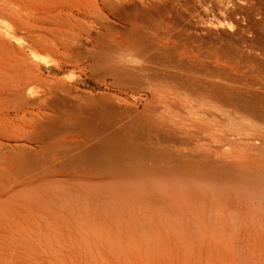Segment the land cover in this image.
<instances>
[{
  "label": "rangeland",
  "instance_id": "374dc122",
  "mask_svg": "<svg viewBox=\"0 0 264 264\" xmlns=\"http://www.w3.org/2000/svg\"><path fill=\"white\" fill-rule=\"evenodd\" d=\"M71 1L0 0V58L11 63L15 57L20 63H36L27 91L35 98H44L20 109L13 97L0 95V264H264V159L263 164L260 161L264 141L254 137L251 142L249 132L257 126L248 125L251 122L241 117L238 120L240 114L230 120L223 117L225 110H231L223 103L233 94L256 90V83L263 77L260 37L264 38V0H105L122 4L125 7L118 4L121 7L116 10L136 18L135 28L143 32L140 42L142 47L146 42L143 48H149L145 56L150 58L131 65L150 68L142 75L149 80L137 82H144L146 88L152 87L150 90L136 82L138 88L127 82L123 86L116 81L119 77L105 75L116 58L102 57L114 53L124 39L122 30L129 25L113 17L103 0ZM46 11L49 16L66 14L64 24H71L51 22ZM100 17L115 26L110 30L101 27ZM86 26L91 34L84 41L85 47L81 52L69 49L76 34L85 37ZM104 69H108L105 74ZM19 70L8 68L9 72L1 75V83H10ZM106 97L113 101L120 98L121 102L115 104L126 103L140 113L146 112V116L155 111L153 114L159 116L158 120L154 118L157 127L165 129L169 124L171 131L166 127L168 130L162 133L167 140L173 135L168 145L172 147L166 148L175 149L174 155L166 153L161 145L158 148L166 154L161 150L155 156L153 149V157L149 155L152 158L144 155V160L139 156L130 160L123 153L128 160L121 156L120 163H125L112 170L84 166L55 172L51 167L58 148L53 146L55 141L74 139L61 119L66 120L69 110L72 113L84 108L77 105L81 99L85 104L89 99ZM148 103L155 107L144 110ZM72 104L78 106L77 111L70 108ZM214 105L219 111L215 115L211 112ZM188 109L192 111L186 112ZM183 112L190 113L189 117L185 119ZM190 118L198 121L196 130ZM36 120V124H43L42 129L50 125L46 131L58 127L54 123L64 130L58 127L48 134L40 132ZM43 121L48 123L44 126ZM182 125L192 127L193 132L183 134ZM232 126L234 130L237 126L241 131L245 126L247 129H239L243 135L232 136ZM193 133L199 136L194 138ZM28 136H34V140ZM37 140L45 141L43 147H47L42 148ZM249 143L255 147L252 149ZM251 152L258 155L252 157Z\"/></svg>",
  "mask_w": 264,
  "mask_h": 264
},
{
  "label": "bare ground",
  "instance_id": "6f19581e",
  "mask_svg": "<svg viewBox=\"0 0 264 264\" xmlns=\"http://www.w3.org/2000/svg\"><path fill=\"white\" fill-rule=\"evenodd\" d=\"M13 1V0H12ZM24 1V0H23ZM107 1V0H106ZM122 1V0H121ZM129 1V0H128ZM135 1V0H134ZM156 1V0H155ZM16 2V1H15ZM39 1H37V3H38ZM45 2H46V0H45ZM71 2H74V0L73 1H71ZM115 2V1H114ZM143 2V1H142ZM142 2H141V4H142ZM173 2H175V0L173 1ZM221 2V1H220ZM219 2V3H220ZM246 2V1H245ZM13 3V2H12ZM17 3V2H16ZM47 3V2H46ZM65 3V2H64ZM103 3L108 7V11H110V13L113 15V17H115V18H117V19H119V20H121V21H123L125 24H128L129 25V27H127V28H125V30L123 31L122 30V33L123 34H125L124 35V39L120 42V44H118V47L117 48H115L116 50L114 51V53L111 55V56H105V53H104V57H102V58H116L115 60H114V64L112 65V67L110 68V70L108 71V73H107V70L106 69H104V70H106V72L104 71V74L105 73H107V74H105L106 76H108V75H113L114 76V78L117 76V77H119L120 78V80H118V78H117V83H119L120 81H121V83L122 84H120V85H125V83L127 82V83H129V84H131L130 85V87L131 86H133L132 88L134 89V85L135 86H137V88H138V85H139V83H137L138 81H141V80H144L145 78H143V73L145 72V70L147 69V71H150V68L148 69V68H146L145 66L144 67H141V68H133L132 67V63L133 62H142V63H144V58H147V60H148V58H150V57H147V56H145L146 55V52H147V50L149 49V48H143L144 46H145V43H144V46L142 47V40H141V42H140V38L142 37L141 35H139V34H142L143 32H139L138 33V31L136 30V28H135V24L137 25V22H135L136 21V18L134 19V18H132V17H127V16H123L119 11H117V10H120V7L122 6V4H120V3H118V4H120L121 6H119L116 2V5L111 1V2H105V0H103ZM102 3V4H103ZM129 3V2H128ZM138 3V2H137ZM184 3V2H183ZM218 3V4H219ZM226 3V2H225ZM247 3V2H246ZM250 3V2H249ZM7 4V3H6ZM24 4V3H23ZM67 4V3H66ZM134 4V3H133ZM182 3H180V5H181ZM230 4H231V1H230ZM41 4H40V2H39V6H40ZM67 5H70V4H67ZM118 5V6H117ZM123 5H126L124 2H123ZM135 5V4H134ZM10 6V5H9ZM38 6V7H39ZM51 6V5H50ZM56 6H57V4H56ZM63 6V5H62ZM115 6H117V7H115ZM132 6V5H131ZM138 6H139V4H138ZM142 6V5H141ZM153 6H155V5H153ZM223 6V5H222ZM233 6V5H232ZM2 6H0V8H1ZM45 7V6H44ZM43 7V8H44ZM58 7H59V5H58ZM58 7H56V8H58ZM64 7H65V5H64ZM123 7H125V6H122V8ZM135 7V6H134ZM256 7V6H255ZM7 8V7H6ZM94 8V7H93ZM96 8V7H95ZM117 8H119V9H117ZM224 8V7H223ZM231 8V7H230ZM234 8V7H233ZM254 8V7H253ZM9 9V8H8ZM117 9V10H116ZM125 9V8H124ZM148 9V8H147ZM57 10H59V8L57 9ZM68 10V9H67ZM233 10V9H232ZM238 10V9H237ZM258 10H260V9H258ZM48 11H49V9H48ZM48 11H46L45 13L47 14V16H46V18H48L51 22H54V23H61L62 22V24H64V22H66V17L67 16H64V15H66V14H62L61 12L60 13H58V14H54V15H51V16H49L48 15ZM61 11V10H60ZM142 11V10H141ZM228 11H230V10H228ZM236 11V10H235ZM70 12V11H69ZM97 12V11H96ZM146 12V11H145ZM144 12V13H145ZM255 12V11H254ZM261 12V11H260ZM68 13V12H67ZM143 13V14H144ZM242 13V12H241ZM255 13H257V12H255ZM109 14V13H108ZM102 15V14H101ZM101 15H99V16H101ZM133 15V14H132ZM93 16V15H92ZM98 16V17H99ZM140 16V15H139ZM231 16V15H230ZM72 17V16H71ZM140 17H142V16H140ZM68 18V17H67ZM96 18H97V16H96ZM101 19H99V21H98V24L101 26V27H106V28H109V30H110V28L112 27V26H115V25H110V24H112V22L110 23V21H108L107 20V18L106 17H100ZM239 18V17H238ZM70 19V18H69ZM138 19V18H137ZM143 19V18H142ZM246 19V18H245ZM48 20V21H49ZM72 20V19H71ZM259 20V19H258ZM70 22V21H69ZM69 22H67V23H65V24H71V23H69ZM72 22V21H71ZM148 22V21H147ZM50 23V22H49ZM144 23V22H143ZM259 23V22H258ZM264 23V22H263ZM64 24V25H65ZM138 24H139V21H138ZM235 24H237V23H235ZM251 24V23H250ZM61 25V24H60ZM74 25V24H73ZM145 25V24H144ZM240 25V24H239ZM242 25V24H241ZM117 26V25H116ZM247 26H248V24H247ZM138 27V26H137ZM37 29L39 28V27H36ZM43 28V27H42ZM45 28V27H44ZM43 28V29H44ZM77 28V27H76ZM86 28V32H85V37L83 38L82 36V33H78V34H76V36H74L73 34V39H71L72 41H71V46L69 47V49L70 48H73V49H75V50H78V51H80L81 52V49L83 48V47H85L84 46V41L85 40H88L89 39V37H90V34H91V28L90 27H88L87 28V26L85 27ZM114 28V27H113ZM117 28V27H116ZM242 28H243V26H242ZM42 29V30H43ZM49 30H50V28H49ZM52 30V29H51ZM81 30V29H80ZM84 30V29H83ZM117 30V29H116ZM147 30H148V28H147ZM53 31V30H52ZM64 31V30H63ZM241 31H243V30H241ZM246 31V30H245ZM244 31V32H245ZM109 32V31H108ZM145 32V31H144ZM210 32V31H209ZM246 32H248V31H246ZM257 32V31H256ZM260 32V31H259ZM263 32V31H262ZM67 32H65V34H66ZM250 33V32H249ZM234 34V33H233ZM95 35V34H94ZM245 35V34H244ZM70 36H71V34H70ZM69 36V37H70ZM96 36V35H95ZM111 36V35H110ZM139 36H141V37H139ZM145 36V35H144ZM209 36V35H208ZM215 36V35H214ZM238 36H239V34H238ZM98 38H99V36H97ZM112 37V36H111ZM263 37V36H262ZM262 37H260V39H262V43H261V40H260V43L261 44H263V50H264V38H262ZM72 38V37H71ZM96 38V37H95ZM143 38V37H142ZM227 38H229V35H228V37ZM209 39V38H208ZM245 39V38H244ZM253 39V38H252ZM257 39H258V37H257ZM99 40V39H98ZM221 40V39H220ZM240 40V39H239ZM246 40V39H245ZM226 41V40H225ZM234 41V40H233ZM243 41V40H242ZM248 41V40H247ZM246 41V42H247ZM39 42V41H38ZM68 42V41H67ZM88 42V41H87ZM150 42V41H149ZM246 42H243V43H245L246 44ZM251 42V41H250ZM255 42V41H254ZM211 43V42H210ZM242 43V42H241ZM67 44H70V41H69V43H67ZM105 44V43H104ZM148 44V43H147ZM221 44V43H220ZM251 44V46H252V43H250ZM7 45L9 46V44H8V42H7ZM12 45V44H11ZM47 45V44H46ZM113 45V44H112ZM209 45V44H208ZM239 45V44H238ZM247 45H249V44H247ZM255 45V44H254ZM69 46V45H68ZM114 46H115V44H114ZM210 46V45H209ZM212 46V45H211ZM243 46V45H242ZM107 47H108V45H107ZM146 47V46H145ZM219 47V46H218ZM217 47V48H218ZM225 47V46H224ZM238 47V46H237ZM236 47V48H237ZM92 48V47H91ZM91 48H89V49H91ZM102 48V47H101ZM105 48V47H104ZM103 48V49H104ZM214 48V47H213ZM227 48H228V46H227ZM246 47H244V49H245ZM16 49H17V47H16ZM109 49V48H108ZM114 49V48H113ZM214 49H216V48H214ZM220 49V48H219ZM226 49V48H225ZM225 49H223L222 48V51L223 50H225ZM232 49H234V48H232ZM248 49V48H247ZM257 49V48H256ZM88 50V49H87ZM87 50H86V52H87ZM105 50V49H104ZM227 50V49H226ZM238 50H243V49H238ZM149 51V50H148ZM217 52H218V50H216ZM221 51V52H222ZM229 51V50H228ZM227 51V52H228ZM234 51V50H233ZM254 51V50H253ZM93 52V51H92ZM96 52V51H95ZM220 52V51H219ZM257 52V51H256ZM255 52V53H256ZM229 53V55H230V52H228ZM227 53V54H228ZM232 53V52H231ZM240 53V52H239ZM94 54V53H93ZM111 54V53H110ZM224 54V53H223ZM245 54V53H244ZM251 53L249 52V55H250ZM261 54H262V52H261ZM11 55V54H10ZM9 55V56H10ZM24 55V54H23ZM26 55V54H25ZM82 55V54H81ZM211 55V54H210ZM239 55V57L242 55V54H238ZM248 55V54H247ZM13 56H14V54H13ZM102 56V55H101ZM243 56V58L245 57L246 58V56H244V55H242ZM261 56V55H260ZM259 56V57H260ZM263 56H264V51H263ZM26 57H27V55H26ZM211 57H213V56H211ZM224 57V56H223ZM230 57V56H229ZM228 57V58H229ZM232 57V56H231ZM249 58H253L252 56H248ZM247 57V58H248ZM255 57V56H254ZM9 58V57H8ZM21 59H22V57H20ZM90 58H92V57H89V59ZM97 58H99V57H97ZM140 58H142L143 60H140ZM221 58V57H220ZM242 58V57H241ZM264 58V57H263ZM24 59H26V58H24ZM24 59H22V61L24 60ZM82 59V58H81ZM240 59V58H239ZM260 59V58H259ZM93 60V59H92ZM242 60V59H241ZM254 60H256V59H254ZM13 61H15L14 63H11V61H8V60H4L3 58H0V80H1V75L5 72V73H8L9 71H8V68H9V70L13 67V68H16V70H19V71H21L20 73H18V72H16V76H15V78L13 79V80H11L10 81V83H9V81H7L8 83L7 84H2L1 83V81H0V95H6V96H11V97H13V99L15 100V101H17V103H18V105H19V107L18 108H25V107H27V106H29V105H31L32 103H35L37 100H41L42 99V97H37V98H35V97H33V96H31L29 93H28V87H27V81H28V78H29V75L33 72V68L34 67H37L38 65L36 64V63H34V62H30V63H28V62H26L25 60H24V62H22V63H20L19 62V60L17 59V57H15L14 59H13ZM108 61H109V59H108ZM243 61H245V60H243ZM251 61V60H250ZM152 62V61H151ZM150 61H149V63H151ZM24 63V64H23ZM154 63V62H153ZM146 64V63H145ZM263 64V63H262ZM264 65V64H263ZM150 66V65H149ZM92 67H93V65H92ZM95 68V67H94ZM152 68H153V66H152ZM264 69V68H263ZM262 69V71H264ZM13 70V69H12ZM98 71V70H97ZM151 71H153V69L151 70ZM156 71V70H155ZM101 72H103V71H101ZM154 72V71H153ZM4 73V74H5ZM150 72H147L146 73V75L147 74H149ZM224 73V72H223ZM264 73V72H263ZM98 74V73H97ZM152 74V73H151ZM150 74V75H151ZM225 74V73H224ZM149 76V75H148ZM227 76V75H226ZM256 76V75H255ZM147 77V76H146ZM229 77V76H228ZM260 77V76H259ZM5 78V77H4ZM9 78L10 77H8V80H9ZM99 78V77H98ZM102 78V77H101ZM143 78V79H142ZM149 78H151V77H149ZM154 78V77H153ZM153 78H151V79H153ZM255 78V77H254ZM103 79V78H102ZM158 79V78H157ZM146 80V79H145ZM149 80V79H148ZM148 80H146V81H148ZM116 81H115V83H113V84H115L116 85ZM119 81V82H118ZM123 81V82H122ZM125 81V82H124ZM135 82H136V84H138V85H136L135 84ZM150 82V81H149ZM152 82H154V81H152ZM124 83V84H123ZM133 83H134V85H133ZM144 83V82H143ZM143 83L141 82V84L143 85ZM151 83V82H150ZM250 83V82H249ZM141 84L139 85V87L141 86ZM146 84V83H145ZM148 84V83H147ZM257 85H258V88L256 89V90H254V91H252V89L249 91V93L248 92H246V91H243V93L242 94H240V92L239 91H237V92H239V94L238 93H236L235 95L233 94V96L231 97L230 96V98L229 97H227V98H229L228 100H227V102L226 103H223V104H225V105H227L228 107H231V110L229 111V112H227L226 110H225V115L223 116L225 119H228L229 117H231L232 116V118H233V116L234 115H237V114H240V116L239 115H237L238 116V120H239V118L241 117V119L243 120V119H246L250 124H248V125H250V126H252L251 124H253L254 126H257L256 127V130H254V131H252V132H249L250 133V135H249V137L251 136L253 139L251 140V142H254L253 140H254V137L255 138H257V139H259L260 141L262 140V142L264 141V74H263V77H261V79H260V81H258V83H256ZM29 85V84H28ZM119 85V86H120ZM153 85V84H152ZM248 85V84H247ZM118 86V85H117ZM123 86H120V87H123ZM145 85H143V87H144ZM151 86V85H150ZM155 86V85H154ZM167 86V85H166ZM252 86V85H251ZM254 86V85H253ZM125 87H128V86H125ZM67 88H68V86H67ZM129 88V87H128ZM136 88V89H137ZM145 88H146V86H145ZM152 88V87H151ZM150 88V89H151ZM163 88V87H162ZM53 89V88H52ZM130 89V88H129ZM144 89V88H143ZM147 90L149 89V87H147L146 88ZM149 89V90H150ZM155 90H156V88H154ZM246 89H248V88H246ZM50 90H51V88H50ZM132 90V89H131ZM138 90H142V89H138ZM145 90V89H144ZM146 90V91H147ZM55 91V90H54ZM48 92H50V91H48ZM52 92V91H51ZM70 91H68V93H69ZM154 93H155V91H153ZM242 92V91H241ZM251 92V93H250ZM67 93V94H68ZM150 93V92H149ZM245 93H247V94H249V95H247V94H245ZM57 94V93H56ZM65 94V93H64ZM66 94V95H67ZM73 94H75V93H73ZM78 94V93H77ZM245 94V95H244ZM46 95V94H45ZM54 95V94H53ZM52 95V96H53ZM69 95V94H68ZM76 95V94H75ZM82 95V94H81ZM231 95V94H230ZM42 96H44V95H42ZM55 96V95H54ZM82 96H84V95H82ZM81 96V97H82ZM103 96V95H102ZM56 97H59L58 96V94H57V96ZM69 97V96H68ZM80 97V96H79ZM86 97V96H85ZM92 97V96H91ZM90 97V98H91ZM164 97V96H163ZM47 98V97H46ZM73 98H75V97H73ZM107 98V97H106ZM106 98H102V99H94V98H92L93 100H87V103H85V104H81V102H82V99H81V101L79 100V101H77V105L79 106V105H85L86 106V108H85V106H83L84 108H82V109H77L78 108V106L76 105V106H74L73 104V106L71 105L70 106V108L71 107H74V109H76V110H73V111H77V112H70V110H69V113H70V115L66 118V120H64L63 122H62V119H61V121H60V123H61V125L63 124V126H64V129L67 131V132H70L71 133V135H73L74 136V139L73 140H71V141H68L67 143L65 142V141H60V139H57V141H55V142H57V143H55L56 145H53L54 147L55 146H57L58 148H56L57 150L54 152V155H53V164H52V169L54 168V170H55V172H57L58 170L59 171H61V170H65L66 171V169H74V168H79V167H90V166H96V167H103L104 166V169H105V166H107V167H109V168H111V170L112 169H114V168H112V167H116V168H118V166L119 165H121V163H125V162H121L120 163V161H123L121 158L123 157V153H124V155L125 154H127V156L128 157H131V159L130 160H132V157H137V156H139V158L141 157L142 159L144 158L143 156L144 155H147L149 158H152L153 157V154L155 153V156L157 155V153H159L157 156H159L160 155V152H161V150L163 149L162 147H161V149L160 148H158V147H160L161 145L162 146H164L165 147V151H166V153H172V152H174V150L172 151V150H170V149H168V150H170V151H167V146L168 145H171L172 143V138H173V135H169V136H172V137H169V138H171V139H169L168 138V140H167V138L165 139V135L163 136V133L162 132H164V130H166L168 127H167V125H169L168 123H167V125L166 124H164V127H165V125H166V127H165V129H163L162 127H157V124H156V120H158L157 119V117H159L158 115H156L155 116V114H157V113H155V114H153L154 112H150L152 115H148V116H146L145 114H146V112L145 113H140V112H138L137 110H135V109H133V108H131V106L130 105H127L126 103H123V104H115V102H117V101H119V102H121L118 98H116V101L114 100L113 101V99H106ZM110 98V97H109ZM76 99L78 100V98L76 97ZM86 99H87V97H86ZM118 99V100H117ZM152 99V98H151ZM184 99V98H183ZM44 100V98L42 99V101ZM55 100V99H54ZM122 100V99H121ZM144 100V99H143ZM12 101V100H11ZM15 101H13V102H15ZM45 101H47L46 99H45ZM73 101V100H72ZM86 101V100H85ZM89 101V102H88ZM91 101H93V103L91 102ZM148 101V100H147ZM147 101H145V102H147ZM169 101V100H168ZM66 102V101H65ZM80 102V103H79ZM91 102V106L90 105H88L89 103ZM114 102V103H113ZM122 102H123V100H122ZM157 102V101H156ZM170 102V101H169ZM176 102V101H175ZM187 102H189V101H187ZM1 103V102H0ZM45 103V102H44ZM48 103V104H47ZM47 103H45V105L47 104V105H50L51 103H54L53 102V100H51V103L48 101ZM50 103V104H49ZM70 103V102H69ZM118 103V102H117ZM150 103V102H149ZM149 103L148 104H146V106H144V107H146V108H144V110H148L149 108H151V107H155V105H151V104H154L153 102L149 105ZM161 104V103H160ZM168 104V103H167ZM181 104V103H180ZM182 104H183V102H182ZM185 105H186V102L184 103ZM222 104V105H223ZM33 105V104H32ZM44 105V104H43ZM61 106V105H60ZM67 106H68V104H67ZM163 106V105H162ZM171 106V105H170ZM169 106V107H170ZM176 106H178V105H176ZM183 106V105H182ZM15 107H16V105H15ZM46 107H48V106H46ZM62 107V106H61ZM75 107H77V108H75ZM171 107H175V105H172ZM222 107V106H221ZM17 108V109H18ZM62 108H64V107H62ZM61 108V109H62ZM69 108V109H70ZM80 108V107H79ZM158 108V107H157ZM163 108V107H162ZM176 108V107H175ZM190 108V107H189ZM226 108V107H225ZM16 109V108H15ZM56 109V108H55ZM73 109V108H72ZM166 109V108H165ZM181 109H183V108H181ZM218 108L214 105V106H212L211 107V112L215 115V114H218V110H217ZM151 110V109H150ZM186 110V109H185ZM190 109H188L186 112H191L192 110H190ZM55 111H57V109L55 110ZM66 111H68V110H66ZM157 111H158V109H157ZM181 111H184V110H181ZM159 112V111H158ZM184 113V118L186 119V115H190V113ZM160 113V112H159ZM162 113V112H161ZM167 113V112H166ZM171 113V112H170ZM182 113V114H183ZM193 113H195V112H193ZM237 113V114H236ZM62 114H63V112H62ZM172 114V113H171ZM154 115V116H153ZM173 115H174V113H173ZM189 115H188V117H189ZM192 115V114H191ZM194 115V114H193ZM46 116V115H45ZM65 116V115H64ZM179 116V115H178ZM180 116H182V115H180ZM179 116V117H180ZM58 117V116H57ZM59 117H61V116H59ZM156 117V120L154 119ZM172 117V116H171ZM175 117V116H174ZM177 117V116H176ZM194 117V116H193ZM196 117V116H195ZM228 117V118H227ZM235 117V116H234ZM52 117H50L49 119H50V121L49 122H51V120L53 119H51ZM65 118V117H64ZM161 118V117H160ZM178 118V117H177ZM182 118V117H181ZM183 118V120L182 121H184L185 119ZM231 118V119H232ZM237 118V117H236ZM47 119V118H46ZM48 119V120H49ZM55 119H56V117H55ZM235 119V118H234ZM39 120V119H38ZM47 120V121H48ZM160 120V119H159ZM190 120L191 121H193L192 122V125H193V127L195 128L196 127V125L198 124V121L196 120H194V119H191L190 118ZM228 120H230V118L228 119ZM41 121V120H40ZM188 121V120H187ZM44 122V121H43ZM161 122H162V118H161ZM171 122V121H170ZM253 122V123H252ZM254 122H256V124L257 125H255L254 124ZM37 123V120H36V122H35V124ZM41 123V122H40ZM48 123V122H47ZM47 123H45L44 122V126H45V124H47ZM163 123V122H162ZM180 123H181V121H180ZM183 123V122H182ZM184 123H186V121H184ZM188 123V122H187ZM54 124H56L55 125V127L56 126H58L59 128H60V124H58V123H54ZM53 124V125H54ZM58 124V125H57ZM36 125H40V132L42 131V130H44V131H46V129L47 128H51L50 127V125H48L49 127H45L46 129H42V123L41 124H36ZM35 125V126H36ZM248 125H247V127H248ZM34 126V127H35ZM52 126V125H51ZM249 126V128H251ZM58 127H56V128H54L53 126H52V128L53 129H51V130H47L48 131V133H49V131H52V130H55V129H58ZM197 127H198V125H197ZM197 127L195 128V130L197 129ZM233 127V129H229V131H230V134L233 136V135H240L241 133H240V131H241V129H240V131H239V129H238V126H237V130H234V126H232ZM247 127L245 126V129L244 128H242L243 130H246L247 129ZM253 127V126H252ZM2 128V127H1ZM36 128V127H35ZM34 128V129H35ZM38 128V127H37ZM179 128H181L180 126H179ZM190 128H192V127H188V129H187V127H185V125L183 126L182 125V130L180 129V131H182V133L183 134H185V132H187L188 131V133H190L189 131H192V129H190ZM236 128V127H235ZM32 129H33V127H32ZM31 129V130H32ZM60 129H62V130H64L63 128H60ZM169 129V128H168ZM167 129V130H168ZM252 129V128H251ZM254 129H255V127H254ZM170 130V129H169ZM243 130L241 131V132H243ZM249 130V129H248ZM6 131V130H5ZM35 131H36V129H35ZM47 131L45 132L46 134H48L47 133ZM56 131V130H55ZM55 131H53L54 133H55ZM59 131V130H58ZM171 131V130H170ZM173 131V130H172ZM228 131V132H229ZM250 131V130H249ZM53 132H50V134H52L53 135ZM193 132V131H192ZM248 132V131H247ZM4 133V132H3ZM31 132L29 131V134H30ZM172 133V132H171ZM171 133H168L167 131L165 132V134H171ZM245 133H246V131H245ZM35 134H36V132H35ZM39 134V133H38ZM37 134V135H38ZM43 134H44V132H43ZM56 134V133H55ZM58 134V133H57ZM33 135V134H32ZM36 135V136H37ZM45 135V134H44ZM43 135V136H44ZM51 135V136H52ZM197 135L198 134H196V133H193V136H194V138H197ZM241 135H243V133L241 134ZM40 136V135H39ZM42 136V137H43ZM56 136V135H55ZM163 136V137H162ZM168 136V135H167ZM187 136H189V135H187ZM196 136V137H195ZM199 136V135H198ZM31 138V136H28L27 138ZM47 137V136H46ZM45 137V138H46ZM54 137V136H53ZM52 137V138H53ZM56 137H58V136H56ZM174 137H176V135L174 136ZM228 137H230V136H228ZM236 137V136H235ZM245 135H244V139H245ZM249 137H247L246 139H247V142H248V139H249V142H250V138ZM32 138H33V140H34V136H32ZM31 138V139H32ZM151 138H154L156 141H154V140H152ZM243 138H240V139H243ZM22 139V138H21ZM46 139H48V138H46ZM72 139V138H71ZM199 139V138H198ZM236 139H238V138H236ZM256 139V140H257ZM59 140V141H58ZM235 140V139H234ZM255 140V141H256ZM37 141H39V140H37ZM169 141V142H168ZM200 141H202V140H200ZM241 141V140H240ZM40 143H42V148H45V147H47V146H44L43 147V145H45V144H43L45 141H39ZM53 142V141H52ZM167 142L169 143V144H167ZM247 142H244V143H246V146H247ZM53 143V144H54ZM171 143V144H170ZM244 143H242L243 145H245ZM255 143H257V141L255 142ZM255 143H252L253 145H255ZM47 144V143H46ZM49 144V143H48ZM250 144V143H249ZM257 144H259V141H258V143ZM41 145V144H40ZM251 145V144H250ZM260 145V144H259ZM49 146V145H48ZM52 146V145H51ZM50 146V147H51ZM184 146H186V145H184ZM262 146H264V145H262ZM262 146L260 147V148H262ZM168 147H172V146H168ZM245 147V146H244ZM251 147H252V145H251ZM255 146H253L252 147V149L254 148ZM24 148V147H23ZM53 148V147H52ZM176 148V147H175ZM248 148L250 149V146L248 145ZM259 148V147H258ZM8 149H10V148H8ZM19 149V148H18ZM153 149H155L154 150V152H153ZM157 149H159L158 151H157ZM184 149V148H183ZM186 149V148H185ZM188 149V148H187ZM247 149V148H246ZM251 149V150H252ZM7 150V149H6ZM20 150V149H19ZM191 150H192V148H191ZM248 150V149H247ZM246 150V151H247ZM251 150H249V151H251ZM261 150V149H260ZM264 149H262V151L260 152V153H263V155H264V151H263ZM9 151V150H8ZM32 151V150H31ZM33 151H35V150H33ZM33 151H32V153H33ZM48 151H50V150H48ZM153 152V154H152V152ZM165 151H163L162 150V152H164V154H166L165 153ZM189 151V150H188ZM254 151V150H253ZM10 152V151H9ZM41 152H42V150H41ZM51 152V151H50ZM50 152H48V153H50ZM157 152V153H156ZM161 152V153H162ZM190 152V151H189ZM244 152V151H243ZM254 152H256V151H254ZM12 153V151L10 152V154ZM30 153V152H29ZM44 153H46L45 151H44ZM188 153V152H187ZM249 153V152H248ZM41 154H43V153H41ZM151 154V156H149ZM173 155H174V153H172ZM191 154V153H190ZM251 154H252V152H251ZM255 154V153H254ZM15 155V154H14ZM33 156H34V154H32ZM32 155H31V157H32ZM48 155V154H47ZM50 155H51V153H50ZM258 155V154H257ZM257 155H253L252 154V157L253 156H257ZM38 156V155H37ZM122 156V157H121ZM154 156V157H155ZM164 156V155H163ZM162 156V157H163ZM166 156H170L169 154L168 155H166ZM247 156V155H246ZM12 157V156H11ZM26 157V156H25ZM39 157V156H38ZM41 157V156H40ZM48 157V156H47ZM47 157L46 158H44V159H46L47 160ZM124 157H126V155L124 156ZM124 157H123V159H124ZM127 157V158H128ZM148 157H146V158H148ZM249 157H251V156H249ZM37 158V157H36ZM49 158L50 157H48V161H50L49 160ZM158 158V157H157ZM156 158V159H157ZM166 158V157H165ZM26 159V158H25ZM32 159V158H31ZM41 159V158H40ZM154 159V158H153ZM160 159V158H159ZM247 159V158H246ZM260 159V158H259ZM263 159H264V156L260 159V161H262V164H263ZM27 160V159H26ZM34 160V159H33ZM42 160V159H41ZM40 160V161H41ZM127 161L128 159H124V161ZM134 160H136V159H134ZM144 160V159H143ZM143 160L141 161V160H139V161H141V162H143ZM148 160H150V159H148ZM152 160V159H151ZM190 160V159H189ZM245 160V159H244ZM39 161V160H38ZM43 161V160H42ZM257 161H259V160H257ZM29 162V161H28ZM44 163L43 164H45V160L43 161ZM135 162V161H134ZM133 162V163H134ZM149 162V161H148ZM39 163V162H38ZM132 163V164H133ZM179 164H180V162H179ZM255 164V163H254ZM46 165V164H45ZM125 165V164H124ZM140 165V164H139ZM150 165V164H149ZM29 166V165H28ZM126 166V165H125ZM125 166H123L124 168H125ZM255 167L257 166L256 164L254 165ZM38 167V166H37ZM40 167V166H39ZM42 168H43V166H41ZM263 167V166H262ZM36 167H34L33 169H35ZM108 168V169H109ZM257 168V167H256ZM264 168V167H263ZM2 169V168H1ZM85 169H88V168H85ZM99 168H95L94 167V170H98ZM131 170H132V167L130 168ZM36 170V169H35ZM57 170V171H56ZM90 170H92V169H90ZM100 170H101V168H100ZM106 170V169H105ZM104 170V171H105ZM127 170H128V168H127ZM150 170V169H149ZM52 171V170H51ZM108 171V170H107ZM122 171H125V170H122ZM258 171V170H257ZM42 172V171H41ZM68 172V171H67ZM96 172V171H95ZM109 172V171H108ZM114 172H116V171H114ZM131 172V171H130ZM129 172V173H130ZM159 172V171H158ZM261 172V171H260ZM40 173V172H39ZM66 173V172H65ZM22 174V173H21ZM41 174V173H40ZM60 174V173H59ZM23 175V174H22ZM263 175V174H262ZM24 176V175H23ZM255 178H257V177H255ZM259 178V177H258ZM257 178V179H258ZM110 179V178H109ZM111 180V179H110ZM264 180V179H263Z\"/></svg>",
  "mask_w": 264,
  "mask_h": 264
}]
</instances>
